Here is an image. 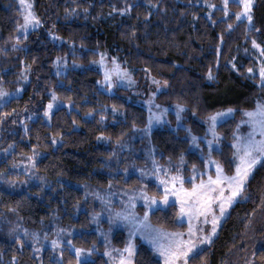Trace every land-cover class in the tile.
<instances>
[{"label":"trees","instance_id":"trees-1","mask_svg":"<svg viewBox=\"0 0 264 264\" xmlns=\"http://www.w3.org/2000/svg\"><path fill=\"white\" fill-rule=\"evenodd\" d=\"M206 1L216 5L211 14L199 0H34L42 25L17 41L22 20L18 0H0V91L2 86L17 89L24 69L29 76L22 96L0 108V151L11 148L0 157V176L22 181L0 183V264H85V260L79 263L68 244L56 253L51 248L40 253L13 231L17 225L41 228L55 216L64 225L88 229L73 236L72 244L95 247L89 264H109L103 254L104 243L90 229L93 203L75 184L104 188L113 181L128 186L140 182L136 176L126 180L117 171V157L123 156L121 143L146 126L147 110L128 101L124 89L116 93L101 89L103 75L98 69L70 68L55 73L57 57H70L71 62L87 66L106 50L133 68L137 77L147 71L167 82V89L157 95L160 104L185 105L199 118L221 108H235V117L217 128L223 136L221 147L211 151L227 170L232 169L235 130L244 111L264 99V86L257 83L259 78L248 77V60L238 70L230 60L243 44L250 46L257 40L264 46V0H256L253 6L254 27L236 19L240 4L231 2L225 12L223 0ZM149 3L157 7L152 9ZM129 5L126 14L111 15L116 7ZM50 30L64 40L61 45L52 41ZM52 91L58 99L71 102L72 108L59 107L50 122L39 115L21 123L25 111H45ZM112 109L121 113L115 115ZM187 122L199 134L206 133L205 124L193 115ZM151 140L161 163H177L183 157L186 177L194 165L197 169L206 166L209 149L201 139L205 156L190 151L186 128L155 129ZM28 157L36 158L40 183L24 185L26 174L14 167ZM133 157L129 154L128 158ZM185 186L191 188V181ZM147 189L153 195H163L152 182ZM246 192L248 198H239L212 243L195 259L190 258L189 264H244L251 257L253 244L259 234L262 236L259 227L264 226V168L257 166ZM178 217L176 204L150 214L156 226L186 231L187 224ZM113 242L124 247L126 233L117 231ZM255 258L264 264V249L257 250ZM134 263L163 264L141 240Z\"/></svg>","mask_w":264,"mask_h":264},{"label":"rangeland","instance_id":"rangeland-1","mask_svg":"<svg viewBox=\"0 0 264 264\" xmlns=\"http://www.w3.org/2000/svg\"><path fill=\"white\" fill-rule=\"evenodd\" d=\"M255 1L256 0H254V4H255ZM29 2L33 6V11L38 16L37 12L35 11L34 0H29ZM199 2L203 5H205L209 9V14H211L213 9L215 8V7H212V5H214V4L211 3L210 1L199 0ZM231 2H234V0H229V4ZM18 3L20 6V9H21V12H22L21 13L22 20L20 23V24H22L23 23V5L21 3V0H18ZM229 4H228V11L227 12H229V9H230ZM149 5L151 6L152 9H155L157 7L154 3H149ZM222 7L225 9L224 0L222 3ZM126 8H128V6L125 8L123 7V8H119V9L116 7L113 10V12L111 13V15L114 13L126 14L129 10V8L127 11H121V10L126 9ZM241 10H242V6H241V9L239 11H241ZM41 25H42V23L40 24V26L38 28H40ZM32 31H34V30L29 29L28 34L31 33ZM52 34H55L57 39H53ZM49 35H50L52 41L58 45H61L64 42V40L62 38H60L53 30H50ZM17 36L24 37V35H22L20 31H18ZM254 41H255V44L252 41V44L250 46L246 45V44L241 45L236 50L233 57L231 58L230 64L234 70H238L242 65H244L245 61L248 60L251 63L249 68L253 69V73H249L247 71L248 77L250 79H255L256 77L259 78L257 83L259 85H261L262 84V78L259 75V69L262 65H264V55L260 51V49L256 47V44H259V45H261V44L257 40H254ZM101 55L104 56V63L103 64L94 63V62L100 60ZM65 60L67 61V65H65L63 63V61H65ZM85 67H91V68L98 69L103 75L102 80L104 79L105 69H107L108 73L111 75L112 83L115 86L110 88L109 85L100 83V88L103 89L104 91H107L108 93H116L119 89H124L125 90L124 95L126 96V99L128 101H134L138 105H141L142 107H144L148 112V118H149L150 113L153 116H155L156 114H162L163 121L158 122V123H154V125L152 127V131L155 129H158V128H165V127H168L171 129H177V126H176L178 123L177 116H176V105H177V103L160 104L157 100V95L161 91H164L167 89V87H168L167 83L165 84L164 81H161L160 79L152 76L147 71L143 72L139 77H137L135 75V71L133 68H130L128 66L123 65V63L118 59L117 56H111L109 54V52L106 50H101L99 52V58L91 61L90 64L87 66L81 65V64H78L75 62H71L70 57L61 58V62L59 64V66L57 65V58L55 59V62H54V72L57 74L66 73L67 70L70 68L84 69ZM27 71L28 70L24 69L21 72L22 76L20 77V80H19L20 86L17 89L8 90L3 86L1 87L0 92L5 93V95L0 96V108L3 107L12 98L22 96V94L24 92V87H25V85L28 81V78H29ZM122 76L127 77V79L121 81ZM154 80L159 81V83H154ZM53 93H54L53 91L50 93V100L47 102L46 109L43 113L40 114V112H35V111L26 112L25 111L23 116L20 117L21 123H25L24 121L26 119L37 118L39 115H42L44 120L50 122L53 112L56 109H58L59 107H66L69 109L72 108L71 102H64L60 99H57L55 104H54V107L51 109V114L49 116V114H48V103L50 101H52ZM153 93H155V96H153ZM149 101H152V103L149 104ZM258 102L264 103V99L260 98V99H258L257 103ZM157 105H159V107H157ZM228 108H233V107H228ZM228 108H221V109L217 110L216 112H218V111L223 112ZM164 109H167V112H164ZM253 109H255V108H253ZM253 109H247V110L251 111ZM112 111L115 115H118L119 113H121L120 110H118V109H114V110L112 109ZM215 113H213L211 115H214ZM244 113H245V111H244ZM191 115H193L196 119H199L200 122L205 124L206 133L204 135H201L198 132H196L193 129V127L191 125H189V123L187 122L189 120V118L191 117ZM235 115H236V111L233 114H231L230 116L218 118L216 121V124H215L216 132L219 133L218 129H217L219 124H221L222 122H224L230 118L235 117ZM209 116L199 118V117L195 116V114L191 113L188 110V108L185 106V110L183 112H181L182 119L179 121V123L181 125L180 127H183L186 129L191 128L192 134H195L196 136L201 137V139L206 144L207 140H213V134H212V131L210 130V124L208 121ZM247 119H248V117H246L244 114V117L242 120L246 121ZM240 122L237 125V126H239V128H236L235 133H234V137H235L237 131L239 132V135L241 137H243V136H246L248 134V132H250L252 130L251 125H249L247 123L241 124ZM147 125H148V121H147L146 126ZM146 126L139 128L140 129L139 131L137 130V132L133 136L129 137L125 142L121 143V145L119 146V151L121 154H123V156L121 155V156L117 157L118 158L117 165H119L117 167V171L119 173H123L126 180H128L131 176H136L140 180L139 183L128 186V185H125V184L122 185L120 183H117L116 181H113L114 183H110L107 187H104V188L90 186L87 183L75 184L76 187L81 188L84 191L85 199H88V200H90V202L93 203L94 209L90 212L91 224H92L90 229L94 230L98 234L100 241H102L104 243L105 250L103 251V254L106 256L109 264H117L120 255H122V254L126 255L123 253L122 250L128 245L129 239H130L129 238V227L126 225H123V224L113 225L110 222L109 217L114 215L115 211H121V210L127 209L129 200L131 198H134V197L136 199L134 201V209L133 210L142 217L144 215V213L147 211V208H146V206L143 205L142 200L139 198L140 190L143 189L149 195H153V194L149 193V191L147 189V184L152 182V183L156 184V186H157L160 183L161 179L170 180L171 176H179V177L183 178V187L185 189L190 190L194 186V184H199L201 182V180L206 181L208 179L209 174H211L213 179H215L217 176V173L215 171V163H209V160H208V154L209 153L207 154V157H205V159H206L205 168L204 169H197V168L194 169L193 168L190 175L187 177L185 176L184 171H183V169L185 167V162L183 161V163H181V158H180V160H178L177 163H167V164L161 163L157 157L155 147H154L152 140H151L152 131H151L150 135L146 134L143 131V129H145ZM187 137L189 139V150L199 152L201 155L205 156L203 151H202L200 141H199V147H196V146L192 145L191 137H190L188 132H187ZM222 138H223V136L219 133V136L217 137L219 143L217 145L216 141L214 140V147L211 151L219 149L221 147ZM257 138L258 139L260 138L259 134H257ZM233 143H234V140H233ZM5 150L10 151L11 148L1 150L0 151V157L4 154ZM124 154H126V156ZM129 154H133V156H134L133 160H130L128 158ZM135 158H137V160L143 159V160H145V162L144 163L143 162H137ZM125 160L126 161L128 160V161L126 162ZM35 161H36L35 157H30V158L28 157L26 160L20 161L19 163H17L16 166H14L15 168H17L16 170L18 171V173L26 174V177L23 180L24 185L25 184L27 185L30 182L31 183H34V182L40 183V179L38 178V176L35 172ZM215 161H218L221 164V166L224 168V171L227 175H232L234 173V170H235V164L234 163H233L232 169L229 171L225 168V166L218 159L215 158ZM157 164L160 167H156ZM125 169H127V172L124 171ZM141 169L144 170L143 174L140 172ZM11 171H12V169L9 170V172H11ZM200 173H204V175L201 176ZM4 175L5 174H2L0 176V183L8 182V184H9V182H11L14 185H16L21 181L19 179H16V180H13L11 178L6 179L7 175L6 176H4ZM193 177H195L194 180L192 179ZM187 180L191 181V183H192L191 188H188L185 186V182ZM168 187L171 189V184H169ZM176 187H177V189L180 187L179 182H177ZM158 188L160 191H162V189L160 187H158ZM211 195L218 196L219 192L211 193ZM224 195L225 196L228 195L227 189L225 190ZM155 196H157V195H155ZM157 197H160V196H157ZM238 200H239V198L237 199V201ZM170 201H171L170 205L176 204L178 206V208H180V202L178 199L170 197ZM237 201L232 204L231 208L237 203ZM168 206L169 205L166 206V205L161 204V205H159V209H164ZM212 208L216 210V215L219 216L218 202L213 203ZM231 208L228 209L225 217H223L219 220V226L217 228V233L215 236L212 237V241L218 235L219 229H220L222 223L224 222V220L226 219V217L228 216ZM263 213H262L261 217H263ZM94 216H95V219H94ZM149 219H150V216H149ZM212 219H213V216H212L211 212H209L208 213L209 223L203 224L201 222L199 224V227L202 229V234H210L211 233V227H212L211 220ZM179 221L182 223H186L188 228H189V224L187 222L186 216L183 220L179 219ZM150 223L153 226H156L151 222V220H150ZM17 226H19V227L18 228L15 227V229H13L15 234L17 233V235L22 237V239H24L26 241V243L33 246L34 249L36 250V252H40V253L45 248H51L56 253L57 251L61 250L62 246H64L65 244H68L71 247V250L76 254L75 249L78 247H76L72 244V238H73V236L88 230L87 228H84V227H77V226L72 227L69 225H64L60 221H58V217H56V216L53 217L49 223L42 226L41 228L35 229V228L29 227V226H23V225H17ZM193 226L194 227L197 226V221L193 220ZM156 227H159V226H156ZM159 228H161V227H159ZM188 228L186 231H170V232L187 233ZM61 229H63L62 232L60 231ZM259 229H260L262 236L259 234L260 237H258V239L256 240V243L253 244L254 245V253L251 255V257H249V259L244 264H258V262L256 261L257 258H255V254H256L257 250L264 249V226H261V228L259 227ZM119 230H122L126 233V245L124 247L117 246L113 242V237H114L115 233ZM167 231H169V230H167ZM185 238H187V237H185ZM53 240H60L61 241V245L56 249H54L52 247L51 242ZM138 240H141L143 243L148 245L153 250L155 255L162 261V263L165 264L163 257H161L160 254L154 250L153 245L151 243H149L147 240H145L144 236L141 235L139 232H137L135 234V236L133 237V242L135 244V253L133 256V261L135 260L136 251L138 249ZM206 246H208V245L203 246V249ZM117 250H120V251H117ZM108 252H111V254H112L111 257H109L107 255ZM91 257H92V254H91V256L87 257V260L91 259ZM84 260H85V258L83 256L80 257L79 263L84 261ZM188 264H189V261H188Z\"/></svg>","mask_w":264,"mask_h":264},{"label":"snow or ice","instance_id":"snow-or-ice-1","mask_svg":"<svg viewBox=\"0 0 264 264\" xmlns=\"http://www.w3.org/2000/svg\"><path fill=\"white\" fill-rule=\"evenodd\" d=\"M235 3L242 6V10L234 13L237 20H246L249 23L250 27L253 25V5L254 0H234ZM23 5V23L18 26V31L27 38L29 29H37L42 23L40 18L33 11V6L29 0H21ZM229 0H224L225 12L228 11ZM216 7V5H212ZM131 8V5L128 6ZM128 8L121 11H127ZM232 26L229 25V28ZM258 30V29H257ZM53 39H57L55 34H52ZM19 41L20 37H16ZM255 44V41H253ZM15 47V45H14ZM256 47L264 53V46L256 44ZM61 58L57 57V65L59 66ZM67 65V61H63ZM94 63H104V56L101 55L99 61ZM66 70V69H65ZM249 73H253V69H248ZM259 75L262 78V86H264V65L259 69ZM209 79L213 78L212 72L208 73ZM127 79V77L122 76L121 81ZM102 84H107L109 87H114L112 83L111 75L105 69L104 79L100 82ZM154 83H159L155 81ZM167 82H165L166 84ZM5 95V93L0 92V96ZM155 96V93H153ZM58 99L57 95L53 93V99L48 103V114L50 116L51 109L54 107L56 100ZM152 101H149L151 104ZM159 107V105H157ZM185 110V105L177 104L176 105V116H177V128L181 125L179 121L182 119L181 112ZM236 111L234 108H228L223 112H216L214 115L208 117L210 124V130L213 134V140H207L206 146L209 149L208 160L209 163H215V171L217 176L215 179L208 175V179L201 180L199 184H194V186L189 190L183 187V178L179 176H171L170 180H160V183L157 185L163 191V195L157 197L155 195H149L143 189L140 190L139 198L142 200L144 206H146L147 211L141 217L136 213L134 209L135 197L131 198L128 203V208L121 211H115L114 215L109 217L110 222L113 225L123 224L129 227V243L122 250L126 255H120L117 264H134L133 256L135 253V244L133 242V237L137 232L144 236L145 240L153 245L154 250L163 257L165 264H188L189 259H195L203 251V246L210 245L212 243V237L216 235L217 228L219 226V220L227 214L229 208L232 204L240 199H247L246 188L249 187L250 180L254 178V173L257 170V166L264 168V103H257L255 109L248 111L245 110V116L248 119L241 120V124H249L252 127V130L248 132L246 136L241 137L237 131L234 137V151L230 158V163L235 164V170L232 175H227L224 171V168L218 161H215V158L211 155V150L214 147V140L218 145L219 141L217 137L219 133L216 132L215 124L218 118L227 117L233 114ZM164 112H167V109H164ZM163 121L162 114H156L155 116L149 115L148 125L143 131L150 135L154 123ZM239 128V126H237ZM138 131L140 129H137ZM192 141V145L199 147V141L201 137L192 134L191 128H187ZM259 134L260 138H257ZM103 137V133L101 134ZM171 160V157H169ZM181 163H183V157H181ZM156 167H160L158 164ZM195 169V165L193 166ZM127 172V169L124 170ZM140 172L143 174L144 170L141 169ZM170 175V174H169ZM201 176L204 173H200ZM193 180L195 177L192 178ZM179 182L180 187L177 189L176 185ZM171 184V189L168 185ZM227 189L228 195H224L225 190ZM219 192L218 196H213L211 193ZM171 198L178 199L180 202L179 208V219L183 220L185 216L187 217V222L189 228L187 233L184 232H170L163 228L153 226L150 223V213L159 210V205H170ZM218 202V212L219 216L216 215V210L212 208L213 203ZM211 212L213 219L211 220V233L202 234V229L199 227V224H208V213ZM203 218V219H202ZM95 219V216H94ZM193 220L197 221V226H193ZM61 232L63 229L60 230ZM187 237V238H185ZM52 247L54 249L58 248L61 245L60 240H53ZM95 251V247L90 248H76L75 252L78 257L85 258V264H89L87 257ZM120 251V250H117ZM60 255L63 256V252H60ZM107 255L111 257V252H108Z\"/></svg>","mask_w":264,"mask_h":264}]
</instances>
